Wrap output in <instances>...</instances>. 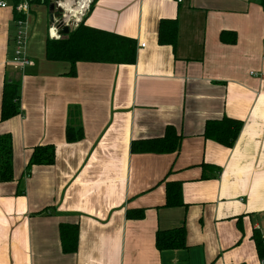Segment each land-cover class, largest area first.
Listing matches in <instances>:
<instances>
[{
  "label": "crops",
  "instance_id": "obj_1",
  "mask_svg": "<svg viewBox=\"0 0 264 264\" xmlns=\"http://www.w3.org/2000/svg\"><path fill=\"white\" fill-rule=\"evenodd\" d=\"M261 3L91 0L81 21L134 38L135 61H79L70 75L69 64L44 57L46 37L66 36L49 33L47 5L29 1L24 29L39 53L31 46V63L18 69L16 21L11 5L0 8V106L8 77L20 81L21 108L0 121L14 176L0 183V264H264ZM42 19L47 31L34 24ZM161 19L177 22L174 46L157 42ZM223 30L235 39L221 41ZM222 116L242 121L231 147L202 136L205 121ZM68 124L81 127L80 139L66 140ZM167 125L181 135L176 151L131 150ZM45 144L53 163L25 173L33 147ZM168 182L180 183L181 205H165ZM62 224L77 226L72 252L63 251ZM179 226L185 247L158 249L155 233Z\"/></svg>",
  "mask_w": 264,
  "mask_h": 264
},
{
  "label": "trees",
  "instance_id": "obj_2",
  "mask_svg": "<svg viewBox=\"0 0 264 264\" xmlns=\"http://www.w3.org/2000/svg\"><path fill=\"white\" fill-rule=\"evenodd\" d=\"M11 5L14 20L23 15L16 12L15 5L21 0H5ZM35 4L47 5L49 0H29ZM262 5L264 6V0ZM82 21L66 36L59 39L45 38L44 57L50 61H62L69 64L66 74L74 72L75 64L79 61L102 63H133L136 56V41L134 38L120 35L108 30H102L86 25ZM231 32L221 31V41H233L234 36L228 39ZM177 39V22L175 19H161L158 26L157 42L159 44L175 45ZM20 81L14 78H4L1 92L0 121L7 120L21 112ZM242 121L236 118L222 116L217 119H207L204 123L202 136L226 147H231L241 129ZM80 126L68 124L65 129L67 141L80 139ZM181 135L172 125H167L161 137L143 140H132L133 152L169 153L178 149ZM54 161V147L52 144L36 145L33 147L25 173L33 165H50ZM12 141L9 133L0 134V183L13 180ZM181 186L178 182H168L165 188V205H181ZM135 217L141 213L133 212ZM186 232L182 226L167 230H158L155 233V245L158 249H175L185 247ZM256 249L262 254V241L258 233L253 235ZM60 240L63 251L72 252L77 246V226L70 224L60 225Z\"/></svg>",
  "mask_w": 264,
  "mask_h": 264
},
{
  "label": "built area",
  "instance_id": "obj_3",
  "mask_svg": "<svg viewBox=\"0 0 264 264\" xmlns=\"http://www.w3.org/2000/svg\"><path fill=\"white\" fill-rule=\"evenodd\" d=\"M91 0H56V7L60 9V16L54 18L49 27L51 36L58 38V29L63 25H77L87 11ZM7 6L5 0H0V8ZM16 12L23 15L16 19V32L14 36V48L12 64L14 69L22 68L29 65L30 59L27 54V29H24L26 19L29 15V0H21L15 5Z\"/></svg>",
  "mask_w": 264,
  "mask_h": 264
},
{
  "label": "water",
  "instance_id": "obj_4",
  "mask_svg": "<svg viewBox=\"0 0 264 264\" xmlns=\"http://www.w3.org/2000/svg\"><path fill=\"white\" fill-rule=\"evenodd\" d=\"M55 1L56 0H49L47 4L49 24L53 23L54 18L60 16V9L56 7ZM68 33H69L68 25H63L58 29V34L67 35Z\"/></svg>",
  "mask_w": 264,
  "mask_h": 264
},
{
  "label": "rangeland",
  "instance_id": "obj_5",
  "mask_svg": "<svg viewBox=\"0 0 264 264\" xmlns=\"http://www.w3.org/2000/svg\"><path fill=\"white\" fill-rule=\"evenodd\" d=\"M41 5V6H40ZM39 8H41V11H44L45 10V5H42V4H37V9L39 10ZM47 21H46V19L44 20V19H42V20H40V21H35V23L34 24H36V26H37V28H39V30H42V29H44V30H46L47 31ZM36 28V27H35ZM32 43H33V41L32 42H30L29 44H27V51H29L32 47H33V49H32V53H39L38 52V43L37 42H35L34 44H33V46H32ZM32 46V47H31ZM12 54V53H11ZM10 58H11V55H10ZM11 62H12V58H11Z\"/></svg>",
  "mask_w": 264,
  "mask_h": 264
}]
</instances>
